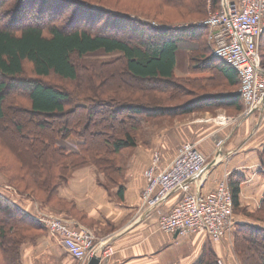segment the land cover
Instances as JSON below:
<instances>
[{
    "label": "trees",
    "instance_id": "obj_1",
    "mask_svg": "<svg viewBox=\"0 0 264 264\" xmlns=\"http://www.w3.org/2000/svg\"><path fill=\"white\" fill-rule=\"evenodd\" d=\"M159 1L170 9L190 11L185 3L195 0ZM207 1L200 2L206 6ZM49 2L50 0H0V121L6 117L4 104L9 93L19 88L27 92L30 101V109L20 110L21 113L45 118L57 115L78 116L73 118L72 123L66 120L64 126H60L47 137L43 135L44 128H39L38 134L25 136L19 143L20 151L15 153L19 165L18 177L12 187L23 196L41 201L45 206L63 209L64 204L58 197L59 188L67 182L75 169L87 165L92 158H97V161L92 163L105 173L110 182L119 184L123 166L115 162L114 158H106L105 152L113 157L125 149L134 148L137 142L132 133L145 124L143 122L147 118L148 127H151L155 123L153 119L163 116L178 117L219 107L225 108L228 105L236 106L239 111L243 110L240 94L229 95L230 100L225 103L221 92L197 94L188 91L186 96L190 99L175 107L162 106V103L158 102H162V98L149 96L152 103L155 102L149 106L96 101L88 104L78 103L67 108L72 104L69 94L40 81H22L25 63L32 66L38 78L55 75L62 80L74 82L78 80L79 73L72 62L73 56L83 58L98 53L120 54L122 57L118 60L125 61L129 77L142 82L156 81L168 84L175 77L179 53L187 50L192 55L190 59L192 73H214V78L211 79L214 85L220 82L217 73L223 74L231 86L236 85L238 81L240 83V80L234 69L222 66L214 54H208V47L202 44L203 38L208 39L207 30L194 27L160 28L148 24L147 31L140 27L142 24L138 26L123 18L116 19L112 32L120 30L121 33L129 32L133 37L143 38L138 44H131L113 33L96 32L93 30L95 25L92 29L72 24L60 26V18L48 13L44 8ZM210 3L216 7L220 1L210 0ZM187 13L195 14L192 11ZM263 47L264 33L261 42L262 60ZM160 91L164 93V90ZM101 109L108 110L105 114L107 118H103L105 123H102V118L96 120L94 125L97 129L90 131L92 119L104 114ZM84 114L87 115L86 124L80 128L79 124ZM117 120L118 129L114 123ZM108 122L113 123L109 125ZM36 125L40 126L38 123ZM116 130L120 135L114 133ZM68 139L81 141L76 152H69L57 146L59 140ZM97 142L101 143L102 148L95 147ZM259 159L264 178V149L260 151ZM242 182L239 179L229 183L234 208L239 205ZM120 191L122 192L123 188ZM43 229L42 224L34 221L15 206L10 198L0 193V264H23L22 247L33 239L35 233ZM234 235L248 245L259 246L261 241L264 244L262 226L238 224ZM208 255L211 260L204 261L206 257H202L195 264H220L219 257L212 248L209 249Z\"/></svg>",
    "mask_w": 264,
    "mask_h": 264
},
{
    "label": "crops",
    "instance_id": "obj_2",
    "mask_svg": "<svg viewBox=\"0 0 264 264\" xmlns=\"http://www.w3.org/2000/svg\"><path fill=\"white\" fill-rule=\"evenodd\" d=\"M192 75L191 78H214L211 72ZM216 75L226 89L222 93L225 103L230 100L229 95H239V81L231 86L223 74ZM186 78H189L188 74ZM214 111L215 114L207 112L189 122L176 123L171 128L151 126L148 146L129 153L128 162L123 166V183L113 184L112 188L105 186L103 175L95 167L76 170L59 188L58 197L64 204L63 209L51 206L49 209L95 234L101 264H195L206 244L211 243L209 237L203 232L187 238L162 232L158 227L157 211L142 208L141 193L145 186L144 172L153 154L159 152L162 165L167 166L177 156L179 148L192 141L201 153L211 159L210 164L215 162L199 180L194 181V192L213 191L225 178L230 184L240 179L243 181L239 193L241 205H249L251 196L262 198L264 178L259 153L264 149V106L247 117L243 115L244 103L241 111L229 105ZM215 134L225 140L219 150L211 139ZM80 143L75 139L59 140L57 146L76 152ZM180 198L181 193L175 192L164 200L162 207L171 210ZM33 204L29 199L14 203L34 219L40 209ZM236 222L249 223L244 219H236ZM21 258L23 264L88 263L73 259L45 227L22 247Z\"/></svg>",
    "mask_w": 264,
    "mask_h": 264
},
{
    "label": "rangeland",
    "instance_id": "obj_3",
    "mask_svg": "<svg viewBox=\"0 0 264 264\" xmlns=\"http://www.w3.org/2000/svg\"><path fill=\"white\" fill-rule=\"evenodd\" d=\"M200 1L201 0H195L194 2L185 3V5L190 8V11H178L167 8L159 0H50L49 4L44 8L48 13H52L53 16L60 18V26L72 24L73 26L80 25L86 29H92L95 25L93 30L96 32L104 34L113 33L119 38L129 41L131 44H138L143 38L141 39L139 36L133 37L129 32L121 33L120 30L112 32L116 19L123 18L138 26L142 24L143 26L141 25L140 27L148 31V24L165 28L179 27L188 23L204 20L219 11L220 3H218V6L213 7L210 0L207 1L206 6ZM37 6L38 8L40 7L39 4H37ZM191 11L195 12V14L189 15L187 13ZM202 41V44L208 47V54H213L212 45L209 43L208 39L203 38ZM262 52L264 54V47ZM178 56V67L175 71V77L172 82L168 84L165 82H142L135 80L129 77L125 68V61L123 59L122 61L118 60L122 57L120 54L105 55L103 53L89 55L83 58L77 55L73 56L72 62L79 73L78 80L74 82L62 80L55 75H51L48 78H38L32 66L28 63H25L24 66L22 81H40L47 86L54 87L69 94L72 104L67 108H71L78 103L88 104V102L96 101L149 106L155 103H152L153 101H151L149 96H155L158 99L162 98V102L158 101L162 103V106L175 107L190 99V97L186 96L187 91L197 94L225 92L226 89L220 82L218 85H214L211 79H201L199 81V78H191L193 76L190 70L192 65L190 61L192 57L191 53H188L187 50H183ZM262 61L264 67V59ZM186 74H188L189 78H186ZM160 90H164V93H161L162 91ZM4 109L6 117L3 121H0V193L10 198L12 203L29 199L31 204L34 203L39 207H37L40 209L37 215L46 214L58 216V214L49 209V206H45L41 201H35L32 198L23 196L12 187L14 186L13 183L17 181L19 166L15 153L20 151L19 143L22 142L25 136L38 134L37 131H39V128H44L42 132L43 135L47 137L58 130L60 126H64L66 120H70L72 123L73 118H78V116L57 115L45 118L41 116L31 117L28 114L21 113V111H28L30 109L28 94L23 88L13 90L9 93L8 99L4 104ZM101 111L104 114L92 119L90 131L97 129L94 125L96 120H101L102 118V123H105L103 118L106 117L105 114L108 113V110L101 109ZM207 112L215 114L214 110H205V112H194L189 115H180L178 117L163 116L155 120L153 119V122H155L154 126H168L171 128L174 127L176 123L189 122L204 116ZM228 113L230 114V112ZM83 116L79 127L86 124L87 115L84 114ZM119 120H121V118H119ZM35 122L40 124V126L36 125ZM118 122V120L114 122L117 129L119 127ZM108 123L110 125L113 122ZM143 123L145 124L136 128L137 130L132 133L137 142L134 148L125 149L122 153L113 157L105 152L104 156L106 158H114L115 162H119L125 167L130 152L135 151L139 147L146 148L148 146V131L152 128H150V126L148 127V118ZM114 133L120 135L118 130ZM97 143L95 147L99 149L102 148L101 143ZM186 143L193 142L188 141ZM92 161H97V158H92L87 165L80 168L87 166L95 167L98 172L103 175L104 184L112 188L113 183L107 179L105 173L99 170ZM80 168L75 169L73 172ZM122 173H124V169ZM123 176L124 174H122V179L119 180L120 183H123ZM251 197V200L248 201L249 205L243 206L239 203V205L234 208V229L228 233L221 242L213 243L211 241L210 244H206L198 260L202 257H206L204 261L211 260L208 251L212 248L217 255L218 251L220 252V255H218L220 264H263L264 246L262 247V245L264 244H262V241L259 246H257V244L248 245L238 240L234 235L235 228L238 225L236 219H244L249 222L247 224L264 227V194L262 198L261 196H258V198H256V196Z\"/></svg>",
    "mask_w": 264,
    "mask_h": 264
},
{
    "label": "built area",
    "instance_id": "obj_4",
    "mask_svg": "<svg viewBox=\"0 0 264 264\" xmlns=\"http://www.w3.org/2000/svg\"><path fill=\"white\" fill-rule=\"evenodd\" d=\"M182 27L207 30L217 62L238 74L244 117L252 115L264 99L261 59L264 0H220L218 12L204 20L179 26ZM211 139L216 150L223 147L225 140L219 135ZM210 163L194 143L182 145L167 166L162 165L159 152L153 155L144 172L141 204L145 210L157 211L162 232L185 238L203 232L213 243H218L234 229V199L227 178L213 191H193L194 181L202 177ZM175 192L181 193L180 200L171 210H165L162 203ZM33 220L42 224L77 261L87 263L97 251L94 234L72 221L46 214L36 215Z\"/></svg>",
    "mask_w": 264,
    "mask_h": 264
},
{
    "label": "water",
    "instance_id": "obj_5",
    "mask_svg": "<svg viewBox=\"0 0 264 264\" xmlns=\"http://www.w3.org/2000/svg\"><path fill=\"white\" fill-rule=\"evenodd\" d=\"M264 106V99L262 100V102L260 103V105L254 110L253 114L259 110H262ZM222 152V150L220 151ZM215 162H213L212 164H210L211 166L214 165ZM209 167V166H208ZM142 220V219H141ZM140 221V220H139ZM178 235V234H177ZM100 254V250H97L95 252V254L89 259L87 264H101L102 258L99 255Z\"/></svg>",
    "mask_w": 264,
    "mask_h": 264
}]
</instances>
